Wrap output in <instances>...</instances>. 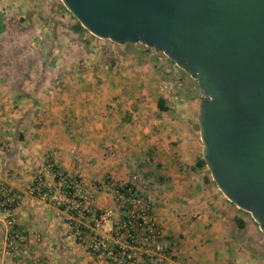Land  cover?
<instances>
[{
  "label": "crops",
  "instance_id": "1",
  "mask_svg": "<svg viewBox=\"0 0 264 264\" xmlns=\"http://www.w3.org/2000/svg\"><path fill=\"white\" fill-rule=\"evenodd\" d=\"M58 8L50 0H0V12L8 24L12 20L21 27L16 35L26 37L36 61L18 90L1 79L0 69V188L16 196L12 214L27 236L28 251L15 257L5 246L6 217L0 210V264H110L93 256L85 243L95 234L96 212L107 209L112 215L100 234L112 245L122 242L116 231L120 208L108 181H129L131 162L140 159L145 162L136 186H143L181 264H264L259 227L212 182L206 165H196L202 157L201 97L188 91L192 78L182 72L178 101L159 94L155 115L129 110L130 119L119 116L125 104L146 107L154 97H140L145 90L140 84L131 98L123 95L116 84L130 74L116 65L120 58L101 65ZM5 58L1 54L0 60ZM159 97L167 110L158 109ZM51 162L74 182L72 191L55 179ZM36 177L49 191L44 198L29 191ZM76 226L83 229L84 242L74 236Z\"/></svg>",
  "mask_w": 264,
  "mask_h": 264
},
{
  "label": "water",
  "instance_id": "2",
  "mask_svg": "<svg viewBox=\"0 0 264 264\" xmlns=\"http://www.w3.org/2000/svg\"><path fill=\"white\" fill-rule=\"evenodd\" d=\"M92 35L162 50L195 79L202 159L264 241V0H61Z\"/></svg>",
  "mask_w": 264,
  "mask_h": 264
},
{
  "label": "built area",
  "instance_id": "3",
  "mask_svg": "<svg viewBox=\"0 0 264 264\" xmlns=\"http://www.w3.org/2000/svg\"><path fill=\"white\" fill-rule=\"evenodd\" d=\"M153 54L155 68L159 69L163 75V79L158 82L157 91L160 94H168L170 99L178 101L180 98L177 92L183 86L181 76L183 70L163 52ZM144 162V159L131 162L132 174L129 181L111 179L108 181L120 208L121 217L116 222V231L122 237V242L112 245L100 234L104 220L112 215V210L107 209L98 212L93 227L95 234L85 243L86 248L93 256L104 259L110 264H181V260L172 251L171 241L166 237L153 215L151 202L142 191L143 186H136V181L140 177L139 167ZM49 166L63 189L67 192L72 191L74 182L68 180L52 162ZM147 183L151 184V181ZM147 183L143 182V184ZM29 191L41 198L49 193L40 177L33 180ZM15 203L14 192L7 187L0 188V210L5 213L6 217L5 246L15 257L26 256L27 236L19 229L12 214ZM73 234L78 241L84 242L79 226L74 227Z\"/></svg>",
  "mask_w": 264,
  "mask_h": 264
},
{
  "label": "rangeland",
  "instance_id": "4",
  "mask_svg": "<svg viewBox=\"0 0 264 264\" xmlns=\"http://www.w3.org/2000/svg\"><path fill=\"white\" fill-rule=\"evenodd\" d=\"M50 1L53 2V4H57V6H60L58 10L56 9L58 11L57 14L61 15L65 22H68V24H71V25L76 23L77 21L76 18L66 9L64 5H61L62 4L61 0H50ZM17 37L23 38V40L26 38L23 35L17 36L15 34V37H14L15 44L11 41V43H13L12 44L13 46L10 48L11 51L13 50V47L17 45V39H16ZM80 42L83 44L84 49L87 52L92 54L93 58H98V60H100L99 62L103 66L112 65L118 58H120L116 65L120 68V70L123 73L130 74L129 77L122 76L121 77L122 80H119L118 83L116 84V86L120 89V92L123 95L127 96L128 98L129 97L131 98V96L134 95V93L136 92L135 84H140L137 86L139 88L145 89L143 93L144 95H142V91L141 92L139 91L140 97H145V96L154 97V100L152 101L153 102L152 105L146 106V107H142V106L140 107L138 105L136 106L134 105L135 103L134 104L131 103L129 105L125 104L123 108H121V111L118 114L119 116L125 119H130L132 113H130L129 110H132V111L141 110L142 112H148L152 116L155 115L154 101H155V98L160 94L157 91L156 80L157 82H159L161 79H163V75L159 69L155 68V65H154L155 60H154L153 53L154 52L162 53V50L154 49V48L149 49V48H146V46L141 43L122 44L120 45V47H118V46L112 45L116 43L108 39L96 37L92 35L90 32H88L87 30L83 31L82 34L80 35ZM23 45H25V43H23ZM145 62H148L149 65L147 66L146 64H144ZM141 68H146L148 72L146 71V69H141ZM183 73L185 72L183 71ZM139 74H141V76H139ZM185 74L188 77H190L187 73ZM146 75H148L149 77L147 78ZM191 80L193 83L192 84L193 88H188V91H190L191 93L196 92L195 95H191L192 98L197 97V99H199L201 97L202 99L203 94L200 92L196 80L193 78ZM179 91H181V94H183L182 90H179ZM240 212L242 215H244L248 219L251 225L258 227V224L254 221V219L251 217L249 212H246L242 209H240ZM83 233L84 232L82 230V237H83ZM262 236H263V233L260 231V239Z\"/></svg>",
  "mask_w": 264,
  "mask_h": 264
},
{
  "label": "trees",
  "instance_id": "5",
  "mask_svg": "<svg viewBox=\"0 0 264 264\" xmlns=\"http://www.w3.org/2000/svg\"><path fill=\"white\" fill-rule=\"evenodd\" d=\"M19 18L21 21L24 20V18L22 17ZM16 23H12L11 20V23L8 24L6 22L5 14L0 12V34L5 30H8V36L5 35L3 38L0 39V56L1 54H3L4 56H6L5 59H9L11 61L7 62L5 61V59L3 61L0 60V69H2L1 79L7 81L12 88L18 90L23 87L24 81L29 80L30 74L32 75V72L35 71L34 67L36 65V61L35 56L33 57V52L29 47V42L27 43L25 39L23 40V38L17 37V45L13 47L12 51L10 50V48L13 46L12 44L15 42V39L12 35L17 34L19 30L21 31V27L19 28ZM71 29L76 33H81L86 30L80 25L78 21H76V23L71 26ZM11 41L13 43H11ZM22 42L25 43V45H23ZM80 51L81 50H76L75 54L78 56L81 55V53H79ZM81 56L79 57L82 58ZM19 91L21 92V90ZM157 107L159 110H167V106L164 104V99L162 97L158 98ZM196 165L205 166L202 157L196 162ZM55 179L57 180V178ZM125 203L128 204V202ZM97 215L98 214L96 212V217ZM235 220L239 222L238 219Z\"/></svg>",
  "mask_w": 264,
  "mask_h": 264
}]
</instances>
